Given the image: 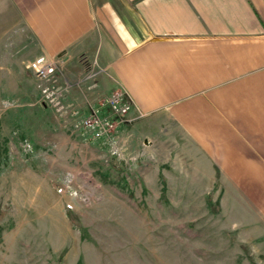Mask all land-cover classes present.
I'll return each instance as SVG.
<instances>
[{
	"label": "rangeland",
	"instance_id": "374dc122",
	"mask_svg": "<svg viewBox=\"0 0 264 264\" xmlns=\"http://www.w3.org/2000/svg\"><path fill=\"white\" fill-rule=\"evenodd\" d=\"M33 78V100L0 82V264H264V176L130 112L95 139L55 127Z\"/></svg>",
	"mask_w": 264,
	"mask_h": 264
},
{
	"label": "crops",
	"instance_id": "0c3cea01",
	"mask_svg": "<svg viewBox=\"0 0 264 264\" xmlns=\"http://www.w3.org/2000/svg\"><path fill=\"white\" fill-rule=\"evenodd\" d=\"M41 55L60 60L64 102L82 115H109L101 102L122 89L134 119L170 128L223 176H264V0H0L5 95L38 97L26 65ZM92 65L104 71L91 88Z\"/></svg>",
	"mask_w": 264,
	"mask_h": 264
},
{
	"label": "built area",
	"instance_id": "2783aa9c",
	"mask_svg": "<svg viewBox=\"0 0 264 264\" xmlns=\"http://www.w3.org/2000/svg\"><path fill=\"white\" fill-rule=\"evenodd\" d=\"M60 63L49 59L44 55L38 56L30 61L26 67L32 72L37 80L38 88L41 93V103L50 106L58 111L64 119H68L70 126L75 129L78 135L86 138H99L105 134L114 132V130L126 120L132 101L122 90H115L107 96L101 105H106L109 109V115H101L97 108L91 109L87 114L80 115L79 111L64 103L67 86L61 85L57 80V71ZM95 73H89L86 78L94 82Z\"/></svg>",
	"mask_w": 264,
	"mask_h": 264
}]
</instances>
